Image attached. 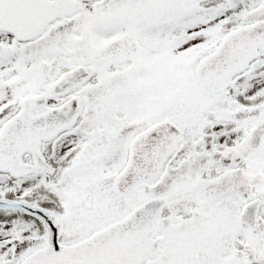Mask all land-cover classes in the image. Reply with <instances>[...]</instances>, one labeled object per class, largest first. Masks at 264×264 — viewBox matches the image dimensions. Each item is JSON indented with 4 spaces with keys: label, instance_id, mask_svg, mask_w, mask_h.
I'll return each instance as SVG.
<instances>
[{
    "label": "snow or ice",
    "instance_id": "obj_1",
    "mask_svg": "<svg viewBox=\"0 0 264 264\" xmlns=\"http://www.w3.org/2000/svg\"><path fill=\"white\" fill-rule=\"evenodd\" d=\"M0 264H264V0H0Z\"/></svg>",
    "mask_w": 264,
    "mask_h": 264
}]
</instances>
